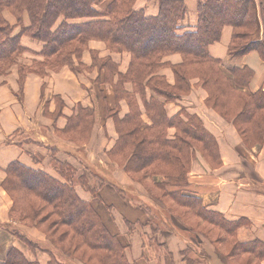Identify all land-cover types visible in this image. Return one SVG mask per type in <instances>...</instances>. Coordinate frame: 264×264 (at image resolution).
Returning a JSON list of instances; mask_svg holds the SVG:
<instances>
[{
    "label": "trees",
    "instance_id": "1",
    "mask_svg": "<svg viewBox=\"0 0 264 264\" xmlns=\"http://www.w3.org/2000/svg\"><path fill=\"white\" fill-rule=\"evenodd\" d=\"M158 1V14L147 15L144 9L135 8L138 0H113L102 11L96 7L104 0H0V75L16 65L17 58L28 51L21 43V37L24 36L43 42L41 56L46 61L55 58L58 69L65 66L73 71L81 69L84 66L81 62L83 53L89 50L92 41L104 42L111 52L129 54L131 63L125 74L119 72L118 65L110 57L101 58L93 51L92 66H84L88 70L97 68L104 72L110 81H114L116 75L119 79L115 84L118 106L115 111H107V117L115 121L119 136L113 149L106 152L112 165L119 166L134 180L133 175L144 172L143 178L150 180L162 192L160 197L152 196L158 204L168 200L186 211L189 217L223 232L226 236L210 243L228 264H248L244 259L246 255L255 258L257 263L254 261V264H262L264 242L256 240L243 243L238 240V230L249 224L246 219L227 220L223 214L204 207L198 197L183 191L189 185L191 162L196 153L201 152L203 157L209 156L216 166L222 164L221 157L215 138L196 114L182 111L169 118L165 105L188 96L192 89L191 82L198 80V85L207 92V106L237 128L245 146H263L264 91L250 90L254 72L249 67L226 70L220 59L211 56L209 48L221 40L225 27H231L233 34L228 47L229 58L240 59L251 52H258L264 61V36L261 41L252 39L260 22L264 32V5H260L259 19L253 0H198V23L194 27H186L183 25L187 16L184 0ZM5 11H9L21 26L18 35H14V28L4 17ZM25 15L29 18V26L24 24ZM177 54L182 57V63L171 65L167 58ZM75 60L80 63L77 68ZM32 66H19L22 84L28 73L43 75L49 69L45 66L46 70L37 71ZM167 67H171L174 72L173 84L160 74ZM128 85L132 86L133 91L128 92ZM148 92L151 94L150 101H147ZM56 98L59 100L58 96ZM122 100L129 107L124 119L119 117ZM60 116L62 106L57 109L54 118ZM94 124V111L79 107L77 114L68 119L66 127L55 133L67 142L75 141L74 144L77 142L76 145L85 146L90 142ZM170 129L176 130L173 139L169 138ZM73 133L78 136V140L72 137ZM46 148L55 155L58 153L54 147ZM54 160L59 178L20 161L12 162L6 168L3 188L13 200L11 214L20 212L22 208L19 203H27V198H38L57 217L54 226L65 227L80 246L91 250L95 256L99 254L100 258H96L100 264H138L129 261L126 249L117 236L111 234L98 211L76 191V186H81L92 198L100 197L99 186L108 183L106 173L105 176L99 174L98 178L91 172L89 165L84 166L86 172L90 171L96 176L94 179L97 182L94 183L87 175L78 176V169L71 163ZM159 176L163 179L158 180ZM118 191L121 195L124 192ZM148 193L152 195L149 190ZM142 206H146L155 216L153 202ZM31 207L33 209V204ZM30 211L33 224L40 227L37 220L43 222L38 213L41 210ZM168 212L170 214H166L165 221L167 225L171 224L172 230L175 229L172 223L176 221V215ZM177 217L181 219L184 216ZM127 225L131 231L136 229L133 224ZM13 233L28 248L29 255L36 259H31L22 249L13 247L0 264H40L35 256L38 252H46L50 256L47 264H66L60 261V256L72 262L76 259L81 264H90L78 259L69 248L63 247L66 242L62 240L64 238L56 241L52 234L46 232V240L50 244L43 247L40 242L19 231ZM229 239L233 245H230L228 253L222 254L216 244L229 243ZM185 258L188 264H199L187 258L186 254ZM166 264H173L168 253Z\"/></svg>",
    "mask_w": 264,
    "mask_h": 264
},
{
    "label": "crops",
    "instance_id": "2",
    "mask_svg": "<svg viewBox=\"0 0 264 264\" xmlns=\"http://www.w3.org/2000/svg\"><path fill=\"white\" fill-rule=\"evenodd\" d=\"M184 1L187 6V16L183 25L194 27L198 23V0ZM253 1L257 5L260 19V5L264 4V0ZM158 11L159 6L157 7L152 3V12L158 14ZM147 15L149 14L147 13ZM8 18L11 20L10 17ZM232 34L233 29L225 27L220 42L215 43L209 48L211 56L220 59L225 65L224 67L227 68L249 67L254 72V77L250 83V90L252 92H257L261 89L264 91V61L258 52H251L240 59H230L228 47ZM263 36V27L260 22V27L253 34L252 39L253 41H261ZM22 43L25 47L31 49H40L43 44L26 36L22 38ZM90 50L96 51L101 58L110 57L118 65L119 72L126 73L131 60L129 54L109 53L105 50L102 42H92ZM32 58L28 56L24 57V60L28 61V59ZM167 61L171 64H178L181 60L180 56L173 55L167 58ZM83 63L88 67L92 65L93 60L90 51L84 53ZM83 74L85 75L82 78H78L69 70H64L59 76L55 75L49 79L30 76L22 101L18 100L15 96L14 91L17 87L14 82L10 87L0 88V122L2 121L3 123L0 129L1 261L7 257V252L11 247H19V242L9 230L15 229L40 242L43 247L49 246L43 236L9 219V212L13 203L2 187V182L6 178V168L12 162L20 161L28 167L50 172L49 169L43 168V162H46V159L38 163H36L35 158L34 160L31 159V156L35 157L37 154H45L48 150L47 146L56 148L58 152L57 156L64 155L76 160L78 163V165L75 164L76 168H82L80 166L82 160L86 161V164H89L84 159L86 155L84 154V157L81 155V150L78 151L71 143L59 139L55 133L56 130H63L66 127L68 119L77 114L79 106L92 108L95 112L94 142L90 145V151L94 152L93 156H96L98 171L115 170L114 176L121 184L115 181L113 183L120 187L126 186L137 190L132 181L126 180L125 177L122 178L123 169L119 166L105 163L100 158L101 153H104L105 149L106 151L111 150L119 138L114 119L107 117V111H115L118 106L114 89L110 85H93L95 79H103V75L98 69H95L93 72L87 71ZM160 74L166 76L169 83H174L171 71L162 70ZM117 78L118 76L116 75L114 80H117ZM130 86H127L128 91L131 89ZM57 96L60 102L59 106L56 103ZM206 98L207 95L204 91L194 89L188 99L183 98L182 101L170 102L165 106L169 118H173L186 110L191 115L196 114L203 121L208 131L215 134V130H217L218 134L215 137L219 143L223 159L222 167L213 170L203 160L201 154L196 153L189 174V185L183 191L198 197L204 207L223 214L227 220L246 219L249 224L240 228L237 232L240 242L245 243L256 240L264 242V144L262 147L248 150L243 146L240 135L232 125L218 116H214L212 111H197V108L204 106ZM150 99L151 94L148 92L147 101H150ZM140 104L143 109L141 100ZM60 106H62V116L55 119L52 114H55ZM119 107V117L120 119H124L129 113V107L124 101L120 102ZM45 108H47L50 115L45 112ZM175 133V129H170L169 138L173 139ZM98 137L100 141L97 145H94ZM20 138L23 140H20ZM103 140L106 142L104 143ZM27 148L28 150H26ZM72 164L74 165V163ZM108 186L105 185V187L101 188V201L99 202H95L91 194L86 192L81 186H76V191L83 200L95 206L108 230L111 234L117 236L120 243L125 247L129 261L138 264H166L165 254L168 253L172 257L173 264H186L183 254L187 250L188 241L183 239L181 235L179 238L175 234L174 231L177 230L174 228L167 230L169 232L165 231L166 233L159 232L160 234L157 235L156 240L162 254H159L160 257L156 255L151 256L152 245L150 238H152V235L148 223L152 220V215L149 210L146 206L135 207L130 202L127 204L122 200H119L121 209H118L113 204H110L108 196L110 192L107 191ZM136 193L142 195L144 200V203L139 202L140 204L147 205L152 203V200L144 192L142 193L137 190ZM112 195H115L113 190ZM127 223L135 225L136 229L131 231ZM145 249L149 252V258L146 260L143 257ZM202 250H204L205 254L197 261L199 264H228L226 259L215 250L211 243L206 242L203 244ZM29 257L32 259L33 256ZM38 259L40 264H47L49 262V258L45 253L40 254Z\"/></svg>",
    "mask_w": 264,
    "mask_h": 264
},
{
    "label": "rangeland",
    "instance_id": "3",
    "mask_svg": "<svg viewBox=\"0 0 264 264\" xmlns=\"http://www.w3.org/2000/svg\"><path fill=\"white\" fill-rule=\"evenodd\" d=\"M112 1L113 0H104V2L102 4H100V5H98L96 8L98 10L102 11L107 6H109V4ZM152 3L155 4L157 7L159 5V1L158 0H149V1L148 0H139L137 2V4H136V7L135 8L136 9H144L149 15H156L157 13H153L152 12ZM262 5H264V4H262ZM4 17L6 18L7 21H9V23L11 24V26L14 28V35H18L21 32L22 28H21L20 25L17 24V19L9 11H5L4 12ZM8 17H10L11 20H9ZM24 17H26V18H24V24H26V26H29V23L30 22H29L28 16L25 15ZM26 37H28V36H26ZM22 38L23 37H21V43H22ZM28 38H30V37H28ZM32 40H35V39H32ZM35 41H37V40H35ZM37 42H41V41H37ZM92 42H100V41H92ZM92 42H90V44ZM41 43H43V42H41ZM102 43L104 44L106 51H108L109 53H114L115 54V52H111L107 48V45L104 42H102ZM90 44H89V50H86L85 52L90 51V53H91L93 51V50H90ZM22 45H23V43H22ZM25 48L28 51L25 52V53H23L22 55H20L17 58V64L16 65H12L10 67V69L5 74L0 75V88L10 87L11 84L14 82L15 85H16V87H17V89L14 91L15 92V96L20 101L23 100L22 98L24 97V90H25V87H26L28 78L30 76H35V77L49 79V78H52L55 75L56 76H59L60 73L63 72L64 70H69L72 74H74V76H76L78 78H82V76L85 75V74H83L84 72H87V71L88 72H93L95 69H97V68H95L93 70L85 69V67L86 68H90L92 65L90 67L86 66L83 63V56H82L81 62L83 63V65L85 67L82 66V67H80L81 69L76 70V71H73L72 69H70L67 66H65V67H63L61 69H58V67L56 66V63H54V62H56V59L55 58H52V59L46 61V59L43 58V56H41L40 53L43 51L44 43L42 44V48H40V49L39 48H37V49H35V48L31 49V48H28V47H25ZM93 52H96V51H93ZM84 53H83V55H84ZM116 54H124V53H116ZM177 55L180 56L179 54H177ZM28 56H31L33 58L32 59H28V61H25L24 60V57H28ZM180 60L181 61L178 64L182 63V61H183V59H182L181 56H180ZM34 62H35V64H34ZM130 63H131V60H130ZM50 64H51V66H49ZM20 65H24V66H32L33 65L36 68L37 71H39V70H46V67H49V69L47 68V71L43 75H39L37 73H28L26 75V77H25V80H24L23 84H22L21 83L20 67H19ZM79 65H80V63L77 60H75V68L79 67ZM171 65H177V64H171ZM129 67H130V64H129ZM129 67H128V69H129ZM128 69H127V71H128ZM225 69L227 70L228 68L225 67ZM163 70H169V71H171V73L173 75V78H174V83H175V77H174V72H173L172 68L171 67H167V68H165ZM101 73L103 75V79H95V81L93 82V85L94 86H96V85L97 86H101V85H107V86H109L110 85L111 87H113L114 92H115V84L118 82L119 79L117 78V80L115 79L114 81H110L109 78L108 79L106 78V76L104 75V72H101ZM165 78L167 79L166 76H165ZM198 82H199L198 80H193L191 82V85H192L191 92L194 89H201L207 95L206 90L203 89L202 87H200V85H198ZM130 87H131V89L128 92L133 91L132 86H130ZM191 92H190V94H191ZM190 94L188 96L183 97V98L184 99H188L189 96H190ZM115 95H116V93H115ZM207 97H208V95H207ZM183 98L181 100H178V101H182ZM137 100H138V102L140 104V97L138 95H137ZM206 100H207V98H206ZM206 100H204V106L205 107L202 106V108H201V106H200L196 110L199 111V112L212 111V113H213L214 116H216V117L218 116L222 120H225L223 117H221V115L217 111H215L214 109H212V108H210V107L207 106ZM116 101H118L117 100V97H116ZM123 101L124 100H122L120 102H123ZM178 101H175V102H178ZM124 102H126V101H124ZM175 102H172V103H175ZM56 103H57V106L60 105V102H59V100H57V98H56ZM117 105H118V103H117ZM79 107H82V106H79ZM89 109L91 111L93 110L92 108H89ZM45 110H46L45 112L47 114H49L48 111H47V108H45ZM183 110H185V109H183ZM52 116H54V114H52ZM209 118H211V117H209ZM227 123L230 124V125H232L234 127V129L237 131V128L233 124H231L229 122H227ZM2 126H3V123L1 121L0 122V129H1ZM94 127H93V131H94ZM115 128H116V126H115ZM93 131L91 133L92 136L90 137V142L87 143L85 146H78V145H76L77 142L75 144L73 143L75 141L71 142L72 146L75 149H77L78 151L81 150L80 152H81V155L82 156L84 154L86 155V157L84 159L89 162V164H86V161H83L82 160L80 162V166L82 167L81 169L80 168H76L75 164L78 165V163L76 162V160H74L72 158H69V157H65L64 155L57 156L58 154L55 155V153H52L49 150H47L45 152V154L44 153H41V154L35 155V157L31 156V159L34 160V158H35L36 161H42V162L44 161V159H46V162H43V168L49 169V171L51 173L50 172H47V171H45V172L48 173L49 175L53 176V177H56V178H59V174H58V171L59 170L56 169L57 168V164H56V161L54 160V158L55 159H58L59 161H62L63 160V161H66V162L68 161L71 164L74 163V165L73 164L72 165L76 169H78V171H79L78 176H80V175H87L88 179L90 178L91 181L94 182V183H96L97 180L94 179V176L95 175L94 174L92 175L91 172H94L98 178H100V175L105 176V173H106V176L105 177L107 178L108 183H102L99 186V193H100V190H101V188L103 186L105 187V185L106 186L110 185V186H108L110 189L107 188V191L110 192V194L108 195L109 196V200H110V204H113L118 209H121V204H120L119 200H122L123 202H126L127 204H129V202H130V204L133 205V206H135V207L142 206V204H140L139 202H143L144 203V200L142 198V195L137 194L136 191L138 190V191H141L142 193L144 192L152 200V202H153V212L155 214V216L152 215V220L148 223V225L150 226L149 229L151 230V235H152V238H150V243L152 245V252L150 254L151 256L156 255L157 257H160L159 254H162V252L159 250V247L157 246V240H156V238H157V235L160 234L159 232H161V233L162 232H164V233L169 232L167 230L170 229L171 224L169 223L167 225V223L165 221V219H167L166 214H170L168 211H171L172 213H174L173 214L174 216L176 215V217H175V220L176 221H173V223H172V226H174L175 227V230H177V231H174L175 234H177L179 236V238L182 236L183 239H186L188 241L187 250H186L187 252L186 253L184 252V254H183L184 255V258H185V254H186L187 258H191V259H193L195 261H199V259H201V255L203 256V254H205L204 253V250H202V245L203 244H205L206 242L210 243V241L216 242V241H218L219 237L226 236L219 229L213 228L211 225H209L207 223H204V222L199 221V220H197L195 218L189 217V215L186 214L187 213L186 211L179 209L175 204L171 203L168 200H166V201L163 200L161 204H158L153 198L160 197L162 195V192L159 191L157 188H155L152 185V183H151L150 180H146V179L143 178L144 172H140L137 175H133V177L136 180L135 181L131 176H129L130 174L126 173L124 170L122 171L123 172L122 175H121L122 178L125 177L126 180L132 181L133 184L137 187V190H133L131 187H126V186H121L120 187L119 185H116L115 183H113L114 181L116 183H119L118 180L114 176L115 170H112V169H108L107 170L106 169L107 171H98V167H97L98 162H96V156H93V153L94 152H91L90 151V145H91L92 142H94L93 141ZM208 132L215 138V140H216V142L218 144V148H219V143H218V141L216 139V137H217L216 135H218L217 134V130H215V134L213 133L214 135L212 134V132H210V131H208ZM71 135H72V137H77L76 139L78 140V136L74 135V133L71 134ZM59 139H61V138H59ZM20 140H23V139L20 138ZM97 140L95 141L94 145H97L98 142L100 141L99 137H98ZM83 142L84 141L82 140L81 143H83ZM103 142L105 143L106 141L103 140ZM241 142H243V141H241ZM242 144L248 150H253L256 147L255 146L253 148H247L244 143H242ZM34 145L36 146V144H34ZM26 150H28V148ZM107 151H109V150H107ZM107 151L105 149L104 153H101L100 158L105 163L113 164L111 162V160L108 158L107 154H106ZM200 154H201V152H200ZM219 154H220V157H221V163L223 164V159H222V156H221V153H220V148H219ZM201 157L203 158V160L206 163L209 164V166L213 170L214 169H219V168L222 167V164L220 166H216V164L213 162L212 158H210L209 156L208 157L207 156L206 157H203L202 154H201ZM194 158H195V156H194ZM192 162H193V160H192ZM192 162H191V167H192ZM114 165H116V164H114ZM84 166H88L90 168V170H92V171L91 172L90 171H87L86 172V169H85L86 167H84ZM96 176H95V178H96ZM5 179H4V181H5ZM74 179H75V181L77 180V175L74 177ZM157 179L158 180H162L163 178H160V176H159ZM3 182H2V187H3ZM119 184H121V183H119ZM111 189L115 192V195H112V190ZM119 189L122 190V192L124 191L123 192L124 195L123 194L121 195V193L118 191ZM148 190L151 192L152 195H149ZM8 196L11 198V196L9 194H8ZM152 196H153V198H152ZM11 200H12V198H11ZM93 200H95V202H99V201H101V196L98 197V198H95V199L93 198ZM29 202H32L33 209L35 211L41 210L38 213L40 214L39 215V218H43V220H42L43 222H40L39 220H37L40 223V227H38L37 224H35V223L33 224V222H32V217L33 216H32V213H31L30 210H33V209L31 207L32 204H29ZM12 203H13V200H12ZM19 204H21V208H22L20 210V212H18V213H16V214L13 215V214H11L12 208H11V210L9 212V219L12 222L17 223V224H20V225H22V226H24L26 228L31 229V230H34L37 234H39L40 236H43L45 238V240H46V238L48 236L47 233L48 234H52L53 238L56 241L57 240L60 241V238H64L62 240H66V242L64 241L65 244H64L63 247L69 248V250L71 252H73L78 259H81V260L83 259V261L89 262L90 264H100L99 259L96 258V257H99L100 258V255L99 254H96V256H95V254L91 250L87 249L84 246H80L79 245V242L77 240H73L71 234L69 235V232L67 231V229L65 227L54 226L55 225L54 222L57 220V217L54 214L51 213L50 207L45 206L46 204L43 201H41L40 199L35 198V197H29V198H27V203H24L23 205H22V203H19ZM147 205H151V204H147ZM92 206H93V208H95V206L93 204H92ZM12 207H13V205H12ZM159 210H160V212H158ZM96 211H97V209H96ZM177 215L178 216H184V217H182L184 219L183 220H182V218L179 219L177 217ZM15 231H16L15 229L9 230V232L13 236H15L14 233H13ZM191 231H193V232H191ZM156 233H158V234H156ZM205 237L207 239H205ZM158 238H159V236H158ZM16 239L19 242V247H15V248H18L20 250L21 249H25L23 251L25 253H27V256H33V255H29L28 248L17 237H16ZM220 241L222 243L224 242L223 239H220ZM229 241H230L229 242L230 244L229 243H226V242H225V244H221V243L217 242L216 245L218 247V250L221 253L222 252L223 253H228L229 252L228 249H229L230 245L231 244L233 245L232 240L229 239ZM47 243H48L47 245L50 244L48 241H47ZM13 247H11V248H13ZM10 249L8 250V252L10 251ZM8 252H7V255H8ZM43 253L47 254L46 252H38L35 255L37 257V260L38 261H39L38 257L40 256V254H43ZM166 256H167V254H165V258H166ZM47 257L50 258V256L48 254H47ZM143 257H144L145 260L147 258H149V252H148L147 249H145V251H143ZM244 257H246L244 259H245V261L248 264H252V263L254 264L255 258H251L250 256H247V255L244 256ZM32 259L35 260L36 258H34V256H33ZM59 259H60V261L66 263V264H74V263L75 264H81L80 262H77L78 260L75 261L76 259L73 260L74 262H72V261H70L68 259H65L64 257H61V256H60ZM185 263L188 264V261L186 260V258H185ZM255 263H257V261H255ZM262 264H264V260H262Z\"/></svg>",
    "mask_w": 264,
    "mask_h": 264
}]
</instances>
